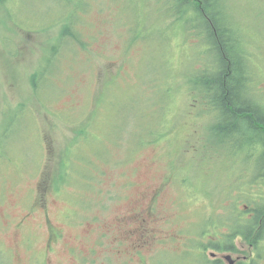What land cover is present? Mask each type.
Listing matches in <instances>:
<instances>
[{"label":"rangeland","instance_id":"1","mask_svg":"<svg viewBox=\"0 0 264 264\" xmlns=\"http://www.w3.org/2000/svg\"><path fill=\"white\" fill-rule=\"evenodd\" d=\"M137 1L143 38L133 47L129 43L137 20L123 0H82L70 6L65 0L0 4V130L9 136L6 151L10 157L0 159L5 169L0 179V264H38L37 258L40 264L44 260L46 264H203L226 255L236 260L255 258L256 249L247 247L248 241L233 254L205 252L208 243L224 242L226 228L221 222L243 209V204L252 205L249 187L256 179L248 172L241 178L233 157L208 143L216 139L209 130L213 116L188 76L201 69L192 46L200 43V37H183V22L167 17L169 0ZM217 2L227 20L244 32L243 44L251 58L247 90L264 103V0ZM76 14V26L87 48L77 46L73 65L66 62L72 52L63 54L57 85L66 80L72 84L68 92L51 101L59 90L54 86L58 69L48 77L43 75L48 68H56L44 59L51 55L55 37ZM18 23L38 26L21 30ZM13 51L14 55L9 53ZM165 59H171L172 70L166 68ZM85 65L90 69H84ZM108 73L110 85L105 80ZM167 73H172V103L165 106V113H172L171 127L166 136H159V142L141 147L139 140L147 135L145 126L152 120L146 112L158 99L157 89L166 88L162 83L155 88L152 82ZM98 85L103 100L92 113L87 112ZM50 103V110L62 115H52ZM16 108L20 109L13 116ZM69 119L87 129L92 141L74 146L89 158L88 171H102V175L89 188L77 183L55 193L61 161H68L63 149L71 145ZM124 122H130L127 130ZM121 140L123 147L116 148ZM213 151L217 153L210 156ZM42 157L41 165L38 159ZM73 162L79 170L87 166L76 158ZM238 179L247 183L237 187ZM77 188L83 196H75ZM155 192L157 221L152 224L163 231L160 238L164 241H152L143 256H133L135 239L125 240L123 235L133 225L120 217L133 210L141 214ZM172 200L176 201L173 226L178 233L175 253L168 238ZM210 217H219L215 226ZM21 218L25 221L17 227ZM108 225H114L115 233L127 242L120 254L104 234ZM50 229L59 237L49 248ZM28 237L32 242L27 244ZM95 245L96 250L90 251Z\"/></svg>","mask_w":264,"mask_h":264},{"label":"trees","instance_id":"2","mask_svg":"<svg viewBox=\"0 0 264 264\" xmlns=\"http://www.w3.org/2000/svg\"><path fill=\"white\" fill-rule=\"evenodd\" d=\"M13 1L16 0H0V4H9ZM80 1L82 0H65V3L70 6L72 3L75 5V3ZM123 1L127 2L126 5L131 7L130 9L133 11L135 19L137 20V30L131 35L129 43V46L131 45V47H133L138 40L143 38L139 34L140 21H138L137 18L139 5L137 0ZM221 8L222 6H218L217 0H169L166 10L167 17L172 18V21L183 22V37L185 34L200 37L198 40L200 43H196L192 46H194L195 49H193L195 58L197 57L198 61L201 59V69L191 71L188 76L191 78L190 81L192 82V86L203 94L202 98H205L208 111H210L213 116V121L209 125V130L211 135L215 136L216 139L209 140L208 143L213 145V148L215 147L216 150L220 148L221 150H225V155L231 157V155H233V150L230 146H234L233 143L242 144L246 141L242 139L241 135H258V141L262 142L264 146V137L262 136L264 135V103L260 102L258 95L254 93L249 94L247 90L250 85L247 82V73H250V71H248L250 53L245 49L243 44V40H246L244 32L227 20ZM79 10H75V12L79 14ZM77 14L73 15L72 19L66 23V28H62L63 30L66 29V33L63 34V30L60 29L62 30L61 33L55 37V43L51 46V55L44 59L50 66L54 64L56 68L54 71L48 68L43 75L48 74V77L58 69V75L56 74L57 76L54 77V86L58 87L59 90L55 93L54 97L51 96V101L57 99V96H60L61 93L65 94L68 92L72 84V81L66 83L68 77L66 76L63 80L66 81L63 82L62 85H57V83H59L57 79L62 74L60 59L64 58L63 54L70 51L72 52L66 59V62L69 65H73L76 63L77 46L79 45L78 47L81 49L87 48V45L83 41L82 34L80 35L79 29L76 26ZM18 26L20 29L28 28L21 23H18ZM37 26L38 24H35L33 28L28 29L35 30ZM42 30L40 32H42ZM174 35H177V32H175ZM13 49L16 51L15 47ZM9 53L12 55L15 54L14 51ZM208 54L211 55V57L206 61V56ZM86 64H88V62H86ZM165 64L167 69L172 70L171 59H165ZM46 67L47 64L45 68ZM84 67L86 70L90 69L89 67L87 68L86 65ZM42 72L43 71H41V73ZM111 73H108L105 78L109 85L111 84V80L107 79ZM159 83L166 85V88L157 89L159 91L158 99L153 108L146 112L152 117V120L149 122L148 126H145L147 135H144L139 140V146L141 147L149 144H156L159 142V136H166V132L171 127L172 113H165V106L168 103H172V73H167L164 77L152 82L154 87L156 86L155 88H157V84ZM35 88L37 89V86ZM100 89L98 85V87L92 91L93 99L89 100L91 107L89 105L85 111L92 113L95 108L100 105L103 100V98L100 99L99 96ZM86 90L89 92L88 87H86ZM108 98L109 97H107V101ZM51 105L52 103L49 105V110ZM18 109L20 108L15 109L13 116L16 115ZM124 112L125 105L123 106V113ZM62 113L52 112V115L58 116L62 115ZM139 115L141 114H137V116ZM68 124L71 131V145L65 146L63 149V154L67 155L68 161H61V169H59L57 177L58 183L53 187L55 193H60V191L67 188L68 185L77 186V183H81L79 186L80 188L82 184H85L83 187L89 188L88 184L91 185L90 182L99 179L102 175V171H98L97 173H90L88 171L89 165L91 166V163L88 161L89 158H87L83 152L78 151L76 146H74V144L76 145V143L80 141H92L89 135H86L87 129L84 127V124L78 123L77 121L73 122L70 119ZM123 124L127 130L130 122L128 124L124 122ZM2 130L3 128L0 130V159H5L8 156L6 146L9 141V136L3 135ZM260 136H262V138H260ZM122 142H124V140H121L116 148L123 147ZM247 142L253 145V140H248ZM44 150H46V148H44ZM216 153V151H213L210 156H214ZM44 154L45 156L47 155L46 153ZM123 156L124 152H122L121 158H123ZM43 157L38 159L42 161L41 165L44 162ZM75 158L79 160L81 164H87V166H82L80 167L81 170H79L73 162ZM9 159L10 157L8 156L7 160ZM120 162L121 160L118 163ZM4 171V167H0V179ZM182 186L187 188L186 185ZM94 188L95 187H93L92 190ZM75 192L77 194L75 196L84 195V193H80L79 188H77ZM218 218L210 217L209 221L215 226V221L219 220ZM225 222H229V220L227 219ZM225 222H221V224ZM262 227H264V220ZM202 231L203 229H201V232ZM234 237V230H231L230 235H225V241L227 242L225 248L233 243ZM244 238L248 241L253 240V243H256V256L254 259L264 260V237L261 235H254L250 237L244 236ZM208 245L209 247L205 252L208 249L221 250L218 242H211L208 243Z\"/></svg>","mask_w":264,"mask_h":264},{"label":"flooded vegetation","instance_id":"3","mask_svg":"<svg viewBox=\"0 0 264 264\" xmlns=\"http://www.w3.org/2000/svg\"><path fill=\"white\" fill-rule=\"evenodd\" d=\"M251 60V58L249 57ZM264 137V135H262ZM260 136V138H262ZM238 137V136H237ZM242 139L246 140L244 143H233L234 146H230L233 150V164L236 166L237 172L240 173V177L243 178L245 175L242 174L243 172H248L249 174L252 173L256 181L250 185V190L253 192L252 205L243 204L241 209L238 213H231L230 216L227 218L230 221L240 220L238 223L232 222H225L224 226L226 228V235H230L231 230L235 231V237L233 243L226 246L227 243L225 241L224 235V242L218 243L219 248L221 250H214L215 252H230L233 254L234 252L238 251V246L242 245L243 247L246 246L245 241H248L244 238V236H254V235H263L264 234V227L263 220H264V146L262 142L258 141V135H241ZM239 138V137H238ZM253 140V145H250L247 141ZM247 181L244 179H238L237 187H240L242 184H246ZM263 193V194H262ZM157 192H155L152 197L150 198V203L146 205L141 214H138L136 211H130L129 213L120 217V221L122 222H131L130 224L133 225V231L125 228L124 232V239L127 240L131 237H134L135 244L131 249L133 256H143V250L150 246V242L152 241H159L162 242L164 239L160 238L163 235V231L158 229L157 227L153 226L152 222H156L157 218L155 217V213L153 211L154 202L157 197ZM225 196L222 195V200H224ZM175 204L176 201L172 200V234L168 235L172 239V253L176 252L177 247V240H178V233L177 230L174 229L173 226V218L176 217L175 215ZM25 221V218H21L18 223L17 227H21ZM134 223V224H132ZM164 224V222L162 223ZM105 226L106 224H102ZM104 234L107 233L109 240L111 239L112 242L110 243L113 247L117 250L118 254L121 253L123 247L127 244L121 239L119 234H116V228L114 225L106 226L104 229ZM115 230V231H114ZM51 235L48 237L49 248L51 245L58 239L59 234L54 232L50 229ZM243 239V240H242ZM99 242L101 240H98ZM31 243V237H28L25 240V243ZM27 243V244H28ZM229 243V242H228ZM209 245H207V248ZM247 247L252 250H255L256 243H253V240L248 241ZM136 248V249H135ZM96 245L90 250L95 251ZM256 256V255H255ZM128 260L123 261L126 263ZM132 261V260H130ZM257 261H263L257 262ZM38 264H40L39 259L37 258ZM36 264V263H35ZM41 264H46V261H42ZM203 264H264V260L252 259L250 257L248 260H236L231 259H215V260H208L203 262Z\"/></svg>","mask_w":264,"mask_h":264},{"label":"water","instance_id":"4","mask_svg":"<svg viewBox=\"0 0 264 264\" xmlns=\"http://www.w3.org/2000/svg\"><path fill=\"white\" fill-rule=\"evenodd\" d=\"M225 259H226V260H230V256H229V255H226V256H225Z\"/></svg>","mask_w":264,"mask_h":264}]
</instances>
